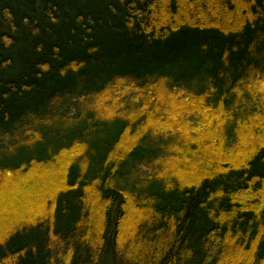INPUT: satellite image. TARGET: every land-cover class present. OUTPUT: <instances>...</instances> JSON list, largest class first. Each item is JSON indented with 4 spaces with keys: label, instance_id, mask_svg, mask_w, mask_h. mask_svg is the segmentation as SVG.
<instances>
[{
    "label": "trees",
    "instance_id": "trees-1",
    "mask_svg": "<svg viewBox=\"0 0 264 264\" xmlns=\"http://www.w3.org/2000/svg\"><path fill=\"white\" fill-rule=\"evenodd\" d=\"M0 264H264V0H0Z\"/></svg>",
    "mask_w": 264,
    "mask_h": 264
}]
</instances>
